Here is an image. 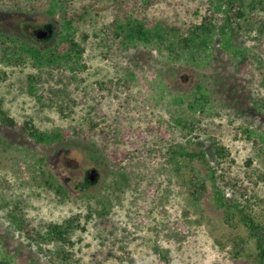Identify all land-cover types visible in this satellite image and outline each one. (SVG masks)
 I'll return each instance as SVG.
<instances>
[{
  "label": "rangeland",
  "instance_id": "rangeland-1",
  "mask_svg": "<svg viewBox=\"0 0 264 264\" xmlns=\"http://www.w3.org/2000/svg\"><path fill=\"white\" fill-rule=\"evenodd\" d=\"M256 1L262 5H255L248 20L239 21L233 44L249 47L261 41L264 0ZM212 8V0H165L143 15L168 18L184 28L183 24L200 23L201 15ZM111 21L109 12H102L78 26L76 40L84 42V52L77 63L76 80L69 78L67 68L42 70L34 60L21 61L16 56L10 62L0 60L3 109L17 122L29 120L41 131L86 127L87 122L98 121L99 114L115 120L118 134L165 126L172 138L162 142L156 135H147L136 156L105 181L102 178L103 189L87 188L91 196L84 198L77 183L94 162L83 148L67 142L36 144L0 125V264H258L256 240L238 222L225 221L210 173L198 162L191 163L190 169L179 167L170 160L168 150L170 144L192 140L194 133H198L194 142L200 141L198 146L207 153L212 150L209 140L221 144L228 155L213 163L218 172L249 181L255 193L245 211L264 231L262 67L254 63L249 71L240 72L242 57L224 47L219 33L205 47L182 50L176 46L173 53L166 46L176 42L175 31L127 47L119 41L107 46L101 39L105 24ZM44 24H54V31L41 44L31 36V27ZM58 30L54 18L24 15L0 1V32L47 48L55 42ZM31 77L36 79L39 98L29 94ZM102 82L115 84L111 93L100 87ZM198 86L209 96L208 103L193 110L190 104L201 94ZM58 106L65 109L63 114ZM198 118L199 130L191 132L189 124ZM175 119L189 128L181 129ZM74 148L80 153L73 155ZM39 155L67 181L71 196L46 188L38 170ZM99 165L102 171L109 167L108 162ZM223 189L227 202L240 200L233 188ZM15 202L25 205L35 223L77 218L85 231L75 230L65 243H30L7 217L8 204ZM102 209L107 213L104 217L98 216ZM253 233L257 236L261 230L254 228Z\"/></svg>",
  "mask_w": 264,
  "mask_h": 264
},
{
  "label": "trees",
  "instance_id": "trees-1",
  "mask_svg": "<svg viewBox=\"0 0 264 264\" xmlns=\"http://www.w3.org/2000/svg\"><path fill=\"white\" fill-rule=\"evenodd\" d=\"M0 1L12 10L24 15L38 14L52 17L58 22L59 29L55 42L47 48L31 42L25 37H19L13 33L0 32V60L2 61L10 62L15 58L14 56L21 61L29 58L36 62V68L42 70L46 66L56 67L58 70L67 68L70 71L69 78L76 80L78 75L77 63L84 52V42L76 40L78 26L95 20L102 12H109L112 21L105 24L104 37L101 39L103 44L107 46H109V42V44L113 45L115 41H119L127 47L135 45L137 42H147L151 39V36L161 39L162 36H166L167 31H175L176 33L172 35L176 42L166 46L167 50L173 53L176 46L182 50H189L191 47L195 49L205 47L211 44L214 40L213 36L219 33L218 35L222 38L221 41L224 43V47L227 50L232 48L233 51L235 50L242 57L240 72L249 71L250 67L254 66V63L262 67L261 86L264 87V20L261 22L262 39L257 45L240 47L232 43V39L237 34L236 29L240 26L239 21L248 20L251 17L250 12L253 11L255 5H262L256 0H212V10L201 15L200 23L183 24L184 28L178 22L173 24L172 20L168 18L156 19L153 16L147 18V16L143 15L153 4L165 0H106V3H102L100 0H57L56 4L53 3V0ZM174 20L176 21V18ZM218 23L220 26L213 28ZM52 31H54V24L32 26L31 36L42 44V42L49 40L48 37L52 36ZM34 83L36 84V79L31 77L28 80L29 94L37 97ZM114 85L111 82L100 83V87L107 93L112 92ZM197 91L201 94L199 98L190 104L193 110H196L197 106L200 107L202 104L208 103L209 96L201 92V86L197 87ZM64 111L65 109L58 106L60 114H63ZM97 116L98 121L87 122L86 127L78 125L68 129L56 128L41 131L29 120L19 123L9 116L7 111L3 109L0 100L1 126L31 138L36 144L48 146L67 142L71 146L76 145L78 148L84 149V152L89 155L90 162H94L92 167L85 171L80 182L77 183V189L84 198L91 196V194H86V189L89 187L95 186L103 189L99 185L102 178L105 181L107 176H112L114 172L120 169L124 161L134 158L139 152L141 141L146 144L147 135H156L158 140L162 142L172 138L171 132L165 126L164 128L160 126L157 128L148 127L145 129L146 132L139 133L132 129H127L123 133L118 134L115 120L108 119L107 115L99 116L97 114ZM197 120L195 124H189L191 132L199 130L198 123L201 119L198 118ZM173 121L183 130L189 128L188 125L186 127L184 123L176 119ZM196 139H198V133H194L192 140L185 139L184 145L181 143L170 144L168 150L171 156L170 160L179 167L186 169H190L191 163L198 162L200 167L210 173L212 187L215 190V200L224 209L225 221L229 223L236 221L248 230L249 238L256 240L255 259L258 264H264V231L256 223L254 217L245 211L250 200L254 197L255 191L250 189L248 180L231 176L229 172H218V165H214L213 162L215 160L223 161L228 155L221 144L217 143L215 139L213 141L209 140L212 150L208 152V156L207 151L198 146L200 141L194 142ZM1 141L2 138H0ZM72 151L73 155L80 153L77 148ZM64 158L67 157H63V160ZM103 162L106 164L108 162L109 165L105 171L99 169V164ZM37 164L40 176L44 177L43 184L49 191H54L57 195L63 197H69L73 194L70 185L65 179L56 175L52 165L45 161L44 155L38 156ZM121 179H123V175H121ZM119 182H115V185ZM189 182L193 183L191 180ZM223 188H233V192L240 194V200L234 199L232 202H227L228 199H225L223 195ZM25 208V205L21 202L8 204L7 217L14 229L23 234L30 243L38 246L47 242L54 244L65 243L69 242L70 236L75 230L81 229L85 231V227L80 224L77 218L54 224L35 223L32 219H29ZM106 215L107 213L104 209L98 212V216L104 217ZM254 228L260 229L261 233L256 236L253 233Z\"/></svg>",
  "mask_w": 264,
  "mask_h": 264
},
{
  "label": "flooded vegetation",
  "instance_id": "flooded-vegetation-1",
  "mask_svg": "<svg viewBox=\"0 0 264 264\" xmlns=\"http://www.w3.org/2000/svg\"><path fill=\"white\" fill-rule=\"evenodd\" d=\"M43 35H45V34H43Z\"/></svg>",
  "mask_w": 264,
  "mask_h": 264
}]
</instances>
